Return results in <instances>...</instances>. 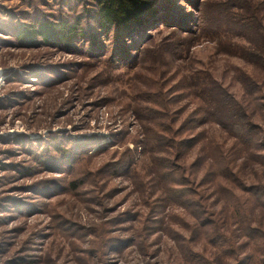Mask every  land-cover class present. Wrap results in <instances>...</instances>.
Here are the masks:
<instances>
[{"label":"rangeland","instance_id":"374dc122","mask_svg":"<svg viewBox=\"0 0 264 264\" xmlns=\"http://www.w3.org/2000/svg\"><path fill=\"white\" fill-rule=\"evenodd\" d=\"M75 1L0 0V264H246L255 249L212 165L233 159L244 186H264V0H162L118 57L113 36L98 49L16 39L24 23L76 20ZM236 3L256 31H202L206 9ZM202 86L237 103L255 140L201 118L226 98ZM198 193L220 200L216 223L189 207ZM246 213L264 229L263 207ZM217 231L234 250L219 252Z\"/></svg>","mask_w":264,"mask_h":264},{"label":"trees","instance_id":"16d2710c","mask_svg":"<svg viewBox=\"0 0 264 264\" xmlns=\"http://www.w3.org/2000/svg\"><path fill=\"white\" fill-rule=\"evenodd\" d=\"M61 2L64 0H59ZM242 4L244 0H239ZM241 3H236L235 6L225 7L223 4L215 6L213 9H206L203 13L208 23L212 25L209 29H202L211 31V34H218L223 30L227 32H235L240 35L251 34L252 31H256L257 27L251 26L246 17H242L239 13ZM76 5L81 6L82 15L77 16L76 20L69 19L65 16H61L60 19H53L51 22L38 21L35 24L24 23L19 25V31L16 39L23 45L31 48L37 45H43L48 48H68L71 46H77L80 42H86L91 44L92 49L103 48L102 39H109L111 36L115 38V53L118 57V51L121 45L128 43V40L139 37L147 29H155L154 26L162 19L161 14L162 6L164 5L162 0H76ZM69 6V5H67ZM70 10L72 7H68ZM238 9V10H237ZM234 10L237 12H234ZM84 18L85 21H84ZM49 20V19H47ZM62 22H59L61 21ZM254 21V20H252ZM59 22V23H58ZM92 23H95L92 25ZM84 24L85 27H82ZM213 31V32H212ZM132 36H135L132 38ZM137 45L134 47L136 50H140L138 39L135 42ZM141 47V46H140ZM248 52V51H247ZM260 57V55H258ZM264 54L260 60H263ZM133 63L135 61L133 60ZM128 64V63H127ZM202 92L206 96L211 97L216 94H225L224 91H220L217 88L207 89L202 86ZM223 105L218 108L203 109L202 117L207 120L210 115L216 117L219 124L226 127L228 132L230 131L239 142L249 145V143L257 137L254 132L250 131L249 126L243 122L242 113L238 110L236 102L230 100L229 95L225 94ZM229 98V100H228ZM209 100V99H208ZM206 100V101H208ZM4 102V100H0ZM6 102L8 100H5ZM163 115H161L162 117ZM163 144L168 141L167 137H161ZM246 147V146H245ZM233 159L228 160L220 155L212 165L215 175L221 178L219 180L220 187L224 191L225 198H229L231 204H234L238 210H240V220L244 224V228L248 233V244L255 249V253L246 259V264H260L258 254H264V229L250 228L252 223L251 218L246 212H250V209L263 207L264 208V186L255 185L246 187L243 185L240 176L234 171ZM238 183L242 188L248 189L246 193L249 195L245 198L236 200L233 194L230 192V187L225 183ZM185 193H188L185 191ZM199 200L190 201L189 207H195L198 212L195 215L199 216L201 210L204 215H209L211 219H208L209 224L216 223L217 220L213 219V213L210 212V201L213 198L219 200L214 193H205V195L198 193ZM170 197L174 198L171 202L185 200L189 198V195L180 196L170 193ZM220 201V200H219ZM169 202V201H168ZM242 212V214H241ZM224 224V222H223ZM245 225H249L248 229ZM243 231V229H242ZM212 243H215L219 252H227L228 250H234L231 248L230 242L220 232H213L209 238ZM231 248V249H230ZM242 248V247H240Z\"/></svg>","mask_w":264,"mask_h":264}]
</instances>
